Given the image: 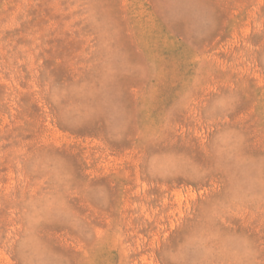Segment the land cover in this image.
I'll return each instance as SVG.
<instances>
[{
    "label": "rangeland",
    "instance_id": "obj_1",
    "mask_svg": "<svg viewBox=\"0 0 264 264\" xmlns=\"http://www.w3.org/2000/svg\"><path fill=\"white\" fill-rule=\"evenodd\" d=\"M0 264H264V0H0Z\"/></svg>",
    "mask_w": 264,
    "mask_h": 264
}]
</instances>
